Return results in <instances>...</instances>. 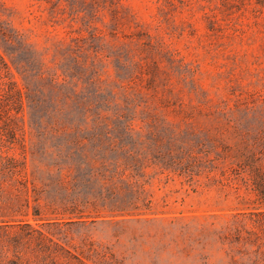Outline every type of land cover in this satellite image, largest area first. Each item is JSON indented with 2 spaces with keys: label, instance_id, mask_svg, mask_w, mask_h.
I'll use <instances>...</instances> for the list:
<instances>
[{
  "label": "rangeland",
  "instance_id": "obj_1",
  "mask_svg": "<svg viewBox=\"0 0 264 264\" xmlns=\"http://www.w3.org/2000/svg\"><path fill=\"white\" fill-rule=\"evenodd\" d=\"M2 1L17 29L38 34L30 33V42L39 50L48 32L61 38L68 24L84 29L80 19L70 21L68 10L49 18L44 2L39 7L34 0ZM120 5L129 7L135 20L125 19L118 8L116 37L104 26L110 11L93 24L104 29L103 41L96 43L104 44L103 56L111 45L131 41L129 48L142 58L129 116L134 139L140 146L151 127L166 128V136L177 139L180 156L191 151L196 160L187 173L169 178L159 170L151 177L154 170L145 169L123 192L94 177L87 194L80 195L93 204L84 207L87 221L70 226L67 237L77 244L87 234L123 264H264V224L248 213L250 201L236 197L222 165L209 160L223 147L250 148L264 141V0H120ZM139 31L145 35L137 36ZM6 59L23 88L22 76ZM102 59L101 79L109 83L114 67ZM91 128L89 122L82 135L89 137ZM22 131L24 141L3 151L20 156L24 149L39 175L53 174L56 146L69 128L26 121ZM239 195L253 199L244 189Z\"/></svg>",
  "mask_w": 264,
  "mask_h": 264
},
{
  "label": "trees",
  "instance_id": "obj_2",
  "mask_svg": "<svg viewBox=\"0 0 264 264\" xmlns=\"http://www.w3.org/2000/svg\"><path fill=\"white\" fill-rule=\"evenodd\" d=\"M42 2L48 5L44 9L49 18L68 10L73 15L70 21L80 19L84 29L72 30L68 24L66 36L61 38L48 32L39 50L30 42V33L38 34L17 29L12 11L0 0V264H123L109 247L87 234L77 244L67 237L70 226L85 224L84 209L93 205L80 195L87 194L85 188L94 177L102 178L104 185H119L123 192L135 186L148 168L154 170L151 177L158 172L167 177L182 175L196 156L191 151L180 156L177 139L166 136L170 133L166 128L151 127L148 140L140 146L134 139L137 132L129 116L142 58L135 48H129L133 47L131 41L111 45L103 56L104 44L100 48L98 44L104 29L93 24L96 18H105L102 11H110L109 24L104 26L110 37H116L118 8L125 19L133 21L131 9L120 5V0H109L108 7L106 0H34L32 5L40 7ZM6 57L22 76L23 88L14 79ZM103 57L114 67L109 83L101 79ZM26 121L69 128L70 133L56 146L53 174L39 175L24 149L20 156L7 153L16 142L24 141L20 130ZM89 122L92 134L85 137L82 133ZM256 144L223 147L209 160L222 165V176L232 184L236 197L250 201L248 213L264 224V141ZM241 189L253 199L239 195Z\"/></svg>",
  "mask_w": 264,
  "mask_h": 264
}]
</instances>
